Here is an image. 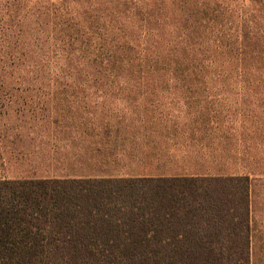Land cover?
Segmentation results:
<instances>
[{"label":"rangeland","instance_id":"1","mask_svg":"<svg viewBox=\"0 0 264 264\" xmlns=\"http://www.w3.org/2000/svg\"><path fill=\"white\" fill-rule=\"evenodd\" d=\"M82 119L189 126L191 173L251 177L264 264V0H0V180L66 174Z\"/></svg>","mask_w":264,"mask_h":264},{"label":"trees","instance_id":"2","mask_svg":"<svg viewBox=\"0 0 264 264\" xmlns=\"http://www.w3.org/2000/svg\"><path fill=\"white\" fill-rule=\"evenodd\" d=\"M251 264V177L0 180V264Z\"/></svg>","mask_w":264,"mask_h":264},{"label":"crops","instance_id":"3","mask_svg":"<svg viewBox=\"0 0 264 264\" xmlns=\"http://www.w3.org/2000/svg\"><path fill=\"white\" fill-rule=\"evenodd\" d=\"M102 119L101 122L76 121L66 126L70 134L63 135L64 128H56L50 139L60 145L64 143L63 148L69 149L67 154L71 158L54 162L63 166L57 169L67 173L41 179L200 175L191 173L197 169L198 161L188 158L193 152L184 146L189 126L164 121L102 122Z\"/></svg>","mask_w":264,"mask_h":264}]
</instances>
